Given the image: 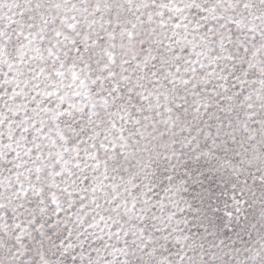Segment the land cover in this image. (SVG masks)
Here are the masks:
<instances>
[{
  "label": "snow or ice",
  "instance_id": "obj_1",
  "mask_svg": "<svg viewBox=\"0 0 264 264\" xmlns=\"http://www.w3.org/2000/svg\"><path fill=\"white\" fill-rule=\"evenodd\" d=\"M0 264H264V0H0Z\"/></svg>",
  "mask_w": 264,
  "mask_h": 264
}]
</instances>
